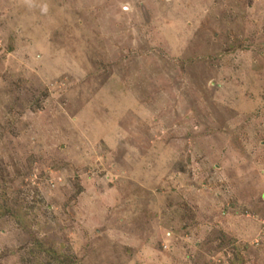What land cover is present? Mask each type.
Masks as SVG:
<instances>
[{
	"label": "rangeland",
	"instance_id": "1",
	"mask_svg": "<svg viewBox=\"0 0 264 264\" xmlns=\"http://www.w3.org/2000/svg\"><path fill=\"white\" fill-rule=\"evenodd\" d=\"M0 264H264V0H0Z\"/></svg>",
	"mask_w": 264,
	"mask_h": 264
}]
</instances>
